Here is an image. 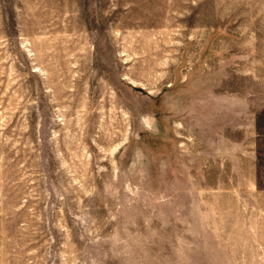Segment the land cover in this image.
Segmentation results:
<instances>
[{"label": "rangeland", "instance_id": "1", "mask_svg": "<svg viewBox=\"0 0 264 264\" xmlns=\"http://www.w3.org/2000/svg\"><path fill=\"white\" fill-rule=\"evenodd\" d=\"M0 264H264V0H0Z\"/></svg>", "mask_w": 264, "mask_h": 264}]
</instances>
